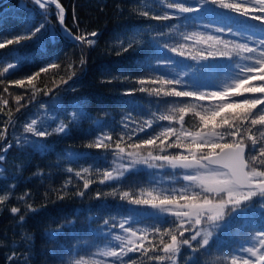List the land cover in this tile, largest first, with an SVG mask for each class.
<instances>
[{"label":"trees","instance_id":"16d2710c","mask_svg":"<svg viewBox=\"0 0 264 264\" xmlns=\"http://www.w3.org/2000/svg\"><path fill=\"white\" fill-rule=\"evenodd\" d=\"M58 2L66 12V27L75 35L84 34L94 40V44L81 46L79 42L65 39L58 27L57 11L49 5L48 28L40 38L0 49V71L9 63L18 65L0 77L3 80L0 83V132L7 130L0 139V155L4 157L0 160V197H7L0 203V264H115L116 258L107 253L120 250L117 237L125 240L127 232L120 228L121 223L136 231L137 237H144V248H162V234L170 229L175 231L179 221L170 216H142L139 212L142 208L130 202L158 197L149 195L160 185L155 171L133 170L109 182L106 173L111 171L114 157L121 148L137 149L143 155L151 153L152 157L187 154L184 145L196 133L206 131L201 115L210 114L218 104L238 103L245 96L253 95H208L201 100L164 94L173 88L211 93L233 84L239 72L236 63H244L235 51L229 57L203 60L192 59L189 51L194 55L199 49L207 48V43L197 41L200 36L209 35L255 46L248 37L264 38V30L250 17L225 9L220 3L206 5L198 13L180 14L168 8L172 0ZM223 2L240 3L241 0ZM43 11L30 2L26 5L23 0H0V42L45 20ZM145 12L147 16L143 15ZM165 14L169 19L152 18ZM52 26L55 35L51 33ZM218 27L231 28L232 33H218L215 31ZM92 32L97 35L90 36ZM237 32L242 36L234 34ZM129 40H133L135 50L124 52L123 47ZM179 45L187 48L183 57L171 51ZM165 59L173 61L166 69H149L150 65L165 63ZM52 61L60 63L61 68L41 73L32 85L27 83L28 75ZM72 72L76 75L68 80ZM163 73L167 74L164 79L176 78L182 83L160 84L158 78ZM61 77L67 83H60ZM18 79L25 80L23 87L14 83ZM141 79L148 91H139ZM48 89L51 92L45 94ZM153 89H159V95ZM17 96L21 97L19 111ZM77 105L83 107L85 114L69 125L66 134L53 133L40 138L26 132L32 120L37 122L36 127L49 130L60 122L67 123ZM259 107L253 111H259ZM181 108L187 111L181 113ZM238 111L240 109H226L222 114ZM169 128L175 129V133L168 132ZM225 130L226 126L217 128L216 132ZM254 131L259 143H264L261 135L264 129ZM105 135L111 136V140L106 141L110 145L108 149L87 147ZM148 139L155 140V144L145 145ZM178 143L180 147L176 146ZM255 166L264 170L258 163ZM165 173L173 176L172 180L177 179L174 185L184 184L181 172L167 170ZM85 181L87 188L83 187ZM81 191L83 196L78 195ZM188 192H199V188ZM253 200L258 201L259 197ZM12 208H18L19 212H11ZM218 223L220 227L201 226L204 230L197 240L207 237L209 245L195 254L184 245L178 254L161 262L149 259L153 255L151 251L143 257L140 251H133L123 256L122 264H132V261L136 264H193V261L195 264H231L233 256L242 264L249 254L239 251L241 246L259 248L256 233L264 229V209H260L259 203L247 209L238 208L231 214L226 212ZM176 234L181 239L179 233ZM190 235L184 233L185 237ZM162 238L170 241L168 235ZM139 243L141 241L132 246L138 248ZM192 244L196 246L195 241Z\"/></svg>","mask_w":264,"mask_h":264},{"label":"snow or ice","instance_id":"6c2138e0","mask_svg":"<svg viewBox=\"0 0 264 264\" xmlns=\"http://www.w3.org/2000/svg\"><path fill=\"white\" fill-rule=\"evenodd\" d=\"M34 5L39 6L40 9L44 10L42 15H44L45 20L39 22L35 26L29 27L27 31L20 34L12 35L11 38H5L0 42V49H5L9 45H21L24 41H33L40 38L45 30L48 28V23L46 16L48 13L49 5L55 4L57 8V16L62 30L72 37L75 41L79 42L81 46L88 44H94L95 41L88 39L84 34L73 35L70 29L64 26V8L60 5L58 0H32ZM220 3L225 9L232 10L236 13H240L245 18H252L254 21L258 22L261 29L264 30V0H241L240 3H224L223 0H172L168 4V8L176 9L178 13H198L206 5H216ZM196 4L197 6H192ZM250 9L252 11H250ZM255 13V14H253ZM143 15L147 16L148 13L145 12ZM154 19H169L168 14L163 16L157 15L152 17ZM218 33H223L225 31L232 33L231 28L218 27L215 29ZM236 35L242 36L241 33H234ZM95 37L97 33L92 32L89 34ZM54 38V37H53ZM187 39V37H185ZM249 41L255 46H250L248 42L236 43L235 41L223 40L219 36L209 35L207 37L200 36L197 43L204 41L208 44L207 48L199 49L194 55L189 51V55L192 59H207L209 57H229L235 51L237 55L240 56L244 63H236V67L239 68L237 73V78L234 83L223 88L220 91H215L211 93L194 92V91H176L173 88L171 91L164 93L168 96L176 97H196L197 99H204L206 96L211 95L214 97H228L234 95H242L243 93H250L253 95L245 96L244 99L238 103H221L216 105L207 115H201L200 120L203 124V129L201 132L196 133L191 141L184 145L187 148V154H181L178 156H156L153 159L167 162L172 167H180L183 169L193 170L187 172L184 175V180L189 182V186L195 185L199 188V192L190 193L187 187L179 193L178 198L165 197L159 200V203L154 201L157 199L153 197L151 199H134L130 202L136 205H151L154 208H160L162 211H174L175 220L179 221V226L173 230H169L167 233L162 234L170 236V241L165 242L161 236L160 244L163 245L162 248L157 250V246H152L150 248H144L143 239L144 237L138 238L141 243L139 247H133L131 245L137 244L136 239L128 240V247L117 246L119 251L111 250L107 254L109 256L115 257V264H122L123 256L127 255L128 252L140 251L143 256H148L149 251L153 252V255L149 257L150 260L164 261L166 258H171L180 252V248L187 245L188 248L192 250V253H197L201 248L209 245V240L207 237H202L201 240H197V237H201V232L204 230L202 225L220 227L218 221L224 218L225 213H233L238 208H250L256 203H259L260 209H264V170H258L255 166L257 163L259 166L264 167V143H259L254 129L257 131L264 129V107H259L264 105V38L258 40H253L251 36L248 37ZM231 44V48L229 45ZM159 46V45H157ZM129 49L135 50L133 47V40L127 42V46L123 47V51L127 52ZM187 48L185 45H179V47H172V52H178L179 56H185ZM205 53H207L205 55ZM120 54V53H117ZM83 63V61H81ZM173 63L171 60L165 59V63L158 65H150L149 69L152 71H157L156 69L167 68V65ZM18 65L9 63L7 67L0 71V77H3L5 73L9 72V69H15ZM61 68V64L55 61L50 62L47 66L41 68L34 74L27 76V83L32 85V82L40 77L41 73H49L50 69ZM243 73V75H240ZM76 75L72 72L68 76V80L72 79V76ZM163 73L160 78H158L159 83L162 85H180L182 81L180 79L171 78L164 79L166 76ZM253 81H260L259 84L252 83ZM156 83V80L152 81ZM3 83V80H0ZM15 84L24 86L25 80L18 79L14 81ZM60 83H67L61 77ZM141 87L139 91H148L144 87L145 81L143 79L139 80ZM58 86V85H57ZM33 87H35L33 85ZM7 87L4 91L7 92ZM157 95H159V89H153ZM51 89H48V94ZM260 94V95H256ZM35 98L34 96L32 97ZM21 97L17 96V111L21 105H19ZM6 104L7 101L5 100ZM259 107V111L254 112V109ZM240 109L238 112H228L226 115L222 113L226 109ZM74 111L71 112L70 120L65 122H60L59 126L54 129L49 130L46 127L40 126L36 127V121L32 120L26 127V132L32 133L36 137L44 138L56 134H66L69 130L70 124H75L79 119L83 117L84 109L80 105L74 107ZM187 109L181 108L180 112L185 113ZM219 117V120H217ZM161 119H169V117H161ZM183 116H181V121ZM11 122V117H9V123ZM223 133H217V128H225ZM259 126V128L257 127ZM7 130L0 132V139ZM168 132L175 133V129L169 128ZM264 136V132L261 133ZM227 137V139H225ZM111 136H101L98 137L93 143H89L87 147L89 148H101L108 149L110 147L109 143ZM247 141V142H246ZM250 142V143H248ZM145 145L155 144V140L148 139L144 141ZM259 144V147L257 145ZM180 147L178 143L176 145ZM8 147H11L9 145ZM119 148V144H117ZM133 148H138L139 145H132ZM7 149H2L6 152ZM121 152L124 150L121 148ZM199 153V155H197ZM258 153V155L256 154ZM130 156H135L136 153H130ZM151 156V153H149ZM4 157L0 155V160ZM133 160V163H136ZM146 162V161H145ZM71 171V169H69ZM79 175V173L77 174ZM107 178H111L112 174L106 173ZM84 188L88 187V182L85 181ZM78 195L83 196L84 192L81 191ZM151 195V194H149ZM127 197L128 193H124ZM254 197H259L258 201H254ZM7 197H0V203H3ZM251 202V203H248ZM11 212H19L18 208H12ZM23 217H21V220ZM107 223V222H106ZM175 223V221H173ZM187 225V226H185ZM120 228L124 229L129 233L130 237L135 238L137 236L136 231H132L131 227L125 228L124 223L120 224ZM159 231V229H157ZM179 233V237L176 233ZM191 233L190 236L185 237L184 233ZM211 235V233H208ZM120 239V237H117ZM256 239L259 244V248L255 245L252 247H243L239 251L246 252L249 254L248 258H243L242 264H264V229H261L256 233ZM196 242V246L193 247L192 242ZM207 251V249H205ZM163 253L161 255L160 253ZM255 258V259H252ZM237 257L233 256L231 259V264H238ZM132 264H136L132 261ZM195 264V261H193Z\"/></svg>","mask_w":264,"mask_h":264},{"label":"rangeland","instance_id":"374dc122","mask_svg":"<svg viewBox=\"0 0 264 264\" xmlns=\"http://www.w3.org/2000/svg\"><path fill=\"white\" fill-rule=\"evenodd\" d=\"M23 2L27 5L28 2H32V0H23ZM36 6V5H35ZM51 6H54L53 8L57 10L55 4H51ZM39 7V6H36ZM40 9V8H39ZM41 10V9H40ZM49 13V12H48ZM59 23V20H58ZM59 27V24H58ZM51 33L55 35V29L52 26L51 27ZM124 150V149H123ZM135 152V156H130V153ZM154 157L149 156V155H143L139 152V150L134 149V150H124L123 152L119 151V153L114 157V160L112 162V169L110 173L112 174L111 178H107L109 182L116 181L120 177L124 176L130 171H140V170H150V171H155L158 181L160 185L155 186L154 189L152 190L150 196L158 195L157 199L154 201L155 203H159L160 199H163L165 197L169 196H175L176 194H179L181 191H183L186 187L188 191H193L194 189L198 188L195 185L189 186V182L184 180V175L187 172H191L193 170L190 169H183L180 167H172L170 164L164 161L160 160H155L153 159ZM133 160H136V163H133ZM146 161V162H145ZM167 170H172L174 172H181V180H183L184 184L181 186H176V180L177 179H171L174 178L173 176H167ZM139 208H142L139 210L140 214L142 216L146 215H153V216H170V217H175L174 216V211H162L160 208H154L150 204L149 205H138ZM221 221V220H220ZM139 237H130L129 233L127 232L125 236V240H122L121 238L118 239V243L120 246L128 247V240L129 239H136L137 241ZM132 246V245H131ZM105 255V253H103ZM102 254L103 257H105Z\"/></svg>","mask_w":264,"mask_h":264},{"label":"water","instance_id":"95a60500","mask_svg":"<svg viewBox=\"0 0 264 264\" xmlns=\"http://www.w3.org/2000/svg\"><path fill=\"white\" fill-rule=\"evenodd\" d=\"M63 27H66V12L64 11V26ZM67 28V27H66ZM68 29V28H67ZM59 30H60V32H61V35L65 38V39H67V40H69V41H72V42H77V41H75L72 37H70L69 35H67V33L66 32H64L63 30H62V26L60 25V23H59ZM73 35H75L74 33H72ZM11 72V69H9V72L8 73H10Z\"/></svg>","mask_w":264,"mask_h":264}]
</instances>
